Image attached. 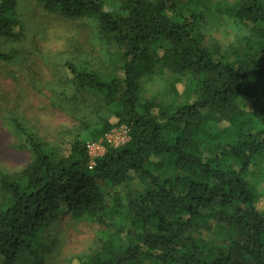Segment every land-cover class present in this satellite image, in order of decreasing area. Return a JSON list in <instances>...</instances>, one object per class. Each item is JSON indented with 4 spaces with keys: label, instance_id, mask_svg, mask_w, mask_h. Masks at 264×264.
I'll return each instance as SVG.
<instances>
[{
    "label": "trees",
    "instance_id": "trees-1",
    "mask_svg": "<svg viewBox=\"0 0 264 264\" xmlns=\"http://www.w3.org/2000/svg\"><path fill=\"white\" fill-rule=\"evenodd\" d=\"M36 2L53 15L94 20L112 41L117 74L71 62L64 70L72 99L104 114L93 127L85 116L81 129L98 140L126 126L129 138L89 168L85 140L56 154L15 124L29 161L0 171V264L31 251L58 214L111 229L70 264H264V213L244 179L264 155V0L212 4L250 32L243 48L223 54L203 43L210 0H121L115 11L102 0ZM17 3L0 0V39L22 36ZM164 74L188 76L166 90L181 104L142 95L141 79ZM133 181L141 188L121 195Z\"/></svg>",
    "mask_w": 264,
    "mask_h": 264
},
{
    "label": "rangeland",
    "instance_id": "rangeland-1",
    "mask_svg": "<svg viewBox=\"0 0 264 264\" xmlns=\"http://www.w3.org/2000/svg\"><path fill=\"white\" fill-rule=\"evenodd\" d=\"M102 1L104 9L115 11L121 0ZM210 1L201 10L203 43L218 47L221 54L243 48L250 37L249 28L212 6L219 1L234 0ZM16 13L22 31L20 40L0 39V53L13 54L12 61H0V171L7 173L21 170L29 161L24 147L25 133L17 132L15 124L56 154H62L65 146L77 137L89 146L106 136L93 140L81 129L80 120L85 116L88 115L84 120L93 127L104 114L97 107L87 110L82 96V100L72 99L74 89L66 80V62L97 71L102 76L118 73L114 45L100 33L94 20L68 19L47 13L36 0H18ZM187 79L186 75L171 74L144 77L140 82L142 95L156 102L179 105L181 98L167 94L166 90L175 80H180L181 86L186 85ZM241 106L250 111L248 103ZM244 179L256 194L257 210L264 213V155L252 164ZM139 188L140 184L133 181L121 186L119 193L124 195ZM105 190L110 192L108 188ZM110 232L111 229L58 214L56 220L39 232L31 251H20L9 264H70L90 254ZM200 237H204L202 232Z\"/></svg>",
    "mask_w": 264,
    "mask_h": 264
},
{
    "label": "built area",
    "instance_id": "built-area-1",
    "mask_svg": "<svg viewBox=\"0 0 264 264\" xmlns=\"http://www.w3.org/2000/svg\"><path fill=\"white\" fill-rule=\"evenodd\" d=\"M128 138L127 127L121 126L107 133L100 142L92 143L87 146V154L90 160L89 168L94 165V160L100 158L105 153L108 146L114 148L120 147L128 141Z\"/></svg>",
    "mask_w": 264,
    "mask_h": 264
}]
</instances>
